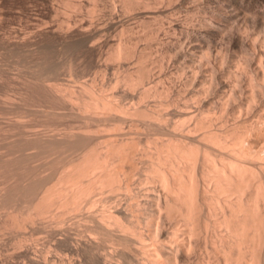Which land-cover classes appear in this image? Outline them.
<instances>
[{"label":"bare ground","instance_id":"1","mask_svg":"<svg viewBox=\"0 0 264 264\" xmlns=\"http://www.w3.org/2000/svg\"><path fill=\"white\" fill-rule=\"evenodd\" d=\"M30 1L108 15L7 37L79 58L74 80L0 61V264H264V25L212 0Z\"/></svg>","mask_w":264,"mask_h":264},{"label":"rangeland","instance_id":"2","mask_svg":"<svg viewBox=\"0 0 264 264\" xmlns=\"http://www.w3.org/2000/svg\"><path fill=\"white\" fill-rule=\"evenodd\" d=\"M11 1H12V0H0V2H1V3H0V8H1V9H4V10H2L3 12L0 11V15H3L2 18H0V19H1L0 21H2V22H0V23L2 24V25L0 24V31H1V30L3 31V33L0 32V39H1V37H3V38L0 40V45L3 44V46L1 45V47H5V46H6V48H3V49H5V50H3V49L1 50V47H0V52H1V53H0V54H1V55H0V61H1V63L3 64V65H1V67H3L4 70L8 68L9 70L7 69L6 71H10V70H11L10 72H12V70H13L15 73H16V71H18L19 69H20V71H22V72H24V73H25V71H26V73H32L31 70L34 69V68H36L35 64L37 65V63H38L37 68L40 66V67L38 68V69L40 70V69L43 68V67H41V66L44 65V64H45V61H46V64H45V65H47V63H48V64H51V65L53 64V67L56 66V70H57V72L59 73V76H60V77L62 76L63 78L69 80L70 77H71L72 75L66 73L67 71H66V69L64 68V67H66V65H65V64H66V61L68 60V59H66L65 57L68 58V56L70 55V53L72 54V52H73V55H72V56H74V53L76 52V50H71L70 53H67V54H66V51H67V50H66L65 48L62 49L63 46H60L61 43H60V41H59L58 39L51 40V42L48 43V48H49V47H51V48H52V47L55 48V47H56V44H57V47H61V48H59V49L56 47V48H55V51H54L53 48L51 49L52 51L49 50L50 48H49V49L47 48V50H48V51H51L50 53H53L52 55H54V56L51 57V56H52V55H51V56H49L51 59H48V60L46 59V60H45L44 57L41 58V57H42V54H41V55H40V54H37V55L40 56V60L43 59L42 61H40L39 58H38V56H37L36 54H34L33 57L37 56L36 58L39 60V61H38V60L36 61V59L34 58V59H35L34 61H35L36 63H34V61H32V58H33V57H31V56H32L31 53H30L31 56H30V55H27V56H30V57H29L28 59H26V58H27L26 56L23 57V55L21 56L20 54H16V53L13 55L12 52H9V51L7 50V48H9V47H8V46H9L8 43H11V42H9L10 40L14 39V41L12 40V42H16V41H15L16 39H15L14 37H15L17 34H18V36H19V39H18V36H16V38L18 39L17 41H20L22 38H26V37H27L26 33H24V32L21 33V31H23V30H24L25 32H27V34H28L29 32L31 33V34H29L28 36L31 37V38H29V39H31V41H32L33 39H35V40H33V43H34V42H35V43L39 42V40H40V38L42 37V35H40V38H39V34H38V33H40V31H42L43 29H45V28L47 27V25H46V21H45V20H49V19H50V18H45V20H44L45 23H43V19H44V18H43V17H40V16H41V15H40L41 12L39 11L40 8H41L40 5H37L36 3L31 2L30 0H13L12 2H11ZM54 1H55V2H58V4L60 3L59 0H58V1L54 0ZM76 1H77V0H76ZM78 1H79V2H80V1L86 2L87 0H78ZM89 1H91V0H89ZM98 1H99V0H98ZM101 1H102V0H101ZM108 1L110 2V4L112 3L111 0H108ZM213 1H214V2H213ZM218 1H220V2H218ZM222 1H223V3H221ZM236 1H237V2H236ZM241 1H243V0H239V1H238V0H235V1H234V0H233V2H232L231 0H230V1H229V0H216V2H215V0H212L213 3L211 2L212 4H211V3H210V4H211L212 6H217V4H218V6H220V5L222 4V6H225V7L227 6V7H226L227 9H229V7H230V9H229L230 12H232L233 14L235 13V15H236V16L234 15V18H235V21H236L237 23H239V21H240V23H242L241 20L245 17V15H247V12H248V11H249V12L251 11L250 13L248 12L249 14H251V13H252V10H257V12L255 11L256 13H258L257 15H256L255 13H252V15L255 14V15L257 16L256 18H255L254 16L252 17V15L250 16V15L248 14L249 16L247 15L248 17L246 16V18H244L242 21L244 22V20H245L244 23H246V22L249 23V26L251 27V29H252V28L254 29L255 24H257V25L255 26V29H254V30L252 29V30H253L255 33H256V32H258V33L261 32V33H262L264 23H261V22H264V21H260V20H262V19L264 18V16H263V14H264V9H262L263 7H261V5H260V8H258V7H259V4H254V5H253V4H250V5H253V6H250L249 3H247L246 1H244V2H246L247 4L244 3V2H241ZM99 2H100V1H99ZM231 2H232V3H231ZM4 3H5V4H4ZM9 3H10V4H9ZM30 3H31V4H30ZM215 3H216V4H215ZM224 3H225V4H224ZM241 3L243 4V6L241 5ZM2 4H3V5H2ZM24 4H25V5H24ZM101 4H102L103 7L101 6ZM101 4H100L99 7H100V8H103L104 10L102 9V11H101V13H100V9L98 8L99 11L97 10V12H99V15L104 14V15H102V17H104L105 14H107L106 10L108 9V7H107V9H106V8H104V7H105V6H104L105 4L103 5V2H101ZM232 4H233V5H232ZM30 5H33V6H30ZM34 5H35V6H34ZM60 5H61V4H60ZM228 5H229V6H228ZM231 5H232L233 7H232ZM245 5H246V6H245ZM247 5H248V7H247ZM255 5H256L257 7H255ZM212 6H209V7H212ZM234 6H235V7H234ZM236 6H237V7H236ZM26 7H28V8H26ZM30 7H31V9H30ZM34 7H36V8H34ZM231 7L234 8L235 10H231V9H232ZM245 7L248 9V11H247V9H246ZM249 7H250V8H249ZM252 7H253V8H252ZM8 8H9V9H8ZM10 8H11V10H10ZM61 8H62V7H61ZM238 8H239V10H238ZM251 8H252V9H251ZM257 8H258V9H257ZM1 9H0V10H1ZM17 9H18L19 11H18V12H15ZM65 9H67L68 11L65 10ZM65 9H64V8L61 9L62 12L59 13V15L62 14V13H64L63 15H64L65 17H63V16L61 15V16H59L60 18H58L59 20L57 19L56 16L53 17L54 20L56 19V21H57V20L60 21V22L63 24V27L66 28V29L62 28V30H61V28H60L61 32H62L63 30H64V31H65V30H68L67 27L64 26L65 24L67 25V23H64V22H65V21H68V20L71 19V18H69V17L67 18V16H70V17H71V15H73V16H72V19H73V17H74V18L76 17V18L78 19V18L80 17L79 15H82L83 18H85V19H82V20H81V18H82V16H81V17H80V20H81V21H84V22L91 21V19H92V21H93V20L95 21L94 18L96 17L97 22H98V23L101 22V23H100V25H101V24L103 23V21H105V20L107 19V15H108V14H107L106 17L103 18V19L106 18L105 20H102V19H101V18H102L101 16H100L101 18H98V15H97V12H96V11H95L96 14L93 13V14H95V17H94V18H91V16L93 17L94 15H88L87 13H84V12H85L84 9H81V10H77V9H76V10H75V8H71V7H68V8H67L66 6H65ZM71 9H72V12H70ZM73 9L75 10V13H74V10H73ZM105 9H106V10H105ZM249 9H251V10H249ZM259 9H260V10H259ZM6 10H7V12H6ZM61 10H60V11H61ZM69 10H70V11H69ZM82 10H83L84 12H83ZM229 10H228V11H229ZM236 10H237V11H236ZM240 10H241V11H240ZM20 11H21V12L24 11V12L21 13ZM27 11H28V12H27ZM29 11H30V12H29ZM34 11H35V13H36V12H39V13H36V14H35ZM63 11H64V12H63ZM76 11H79L80 13L77 14ZM259 11H260V12H259ZM31 12H32L33 14H32ZM244 12H245V14H244ZM253 12H254V11H253ZM261 12H262V14H261ZM18 13H19V14H18ZM25 13H26V15H25ZM71 13H74V14H71ZM82 13H83L84 15H83ZM16 14H17L19 17H18ZM31 14H32V15H31ZM75 14H76V16H75ZM85 14H87V15L85 16ZM198 14H199V15H196V14H195V16H197L196 18H198L199 16H200L201 18L199 17V19L197 20V19H194V18H195V17H194V18H193L194 21H195V20H196V21H200V19H201V20L203 19V17L201 16V14H200V13H198ZM238 14H239V16L243 14V16L239 17ZM57 15H58V14H57ZM258 15H259V16L261 15V17L258 18ZM4 16H6V17L3 18ZM10 16H11V18H10ZM21 16H22V17H21ZM27 16H28V18H27ZM30 16H31V18H30ZM35 16L38 17V18H35ZM78 16H79V17H78ZM84 16H85V17H84ZM87 16H90V17H87ZM7 17H9L8 20H10V21H7ZM15 17H16V18H15ZM20 17H21V19H24V21H23V20H22V22L19 21V20H21ZM33 17H34V18H33ZM39 17L42 18V20H40ZM62 17H63V18H62ZM25 18H26L27 20H26ZM53 18H52V19H53ZM61 18H62V19L65 18V20L62 22V21H61V20H62ZM87 18H88V19H87ZM97 18H98V19H101V20L99 21ZM239 18H240V19H239ZM249 18H254L255 20L252 19V20H253V21H252L251 19L249 20ZM2 19H3V20H2ZM14 19H15V22H14ZM30 19H31V20H30ZM37 19H38V20H37ZM67 19H68V20H67ZM183 19H184V18H183ZM238 19H239V21H238ZM246 19H247V20H246ZM257 19H258V20H257ZM259 19H260V20H259ZM12 20H13V21H12ZM54 20L51 21V19H50V20L48 21V23L50 22L49 24H52ZM78 20H79V19H78ZM87 20H88V21H87ZM26 21H27V22H26ZM56 21H55V22H56ZM249 21H250V22H249ZM251 21H252V22H251ZM255 21H257V22L255 23ZM19 22H21V23H19ZM25 22H26L27 24H26ZM30 22H31V24H32L33 22H34V23H35V22H36V23L38 22V23H37L38 25L44 24V25H46V27H45L44 25H43L44 27L41 26V27H43V29L41 30V29H40L41 27H39V28L35 27V26H37V24H34V23H33V24L31 25ZM41 22H42V23H41ZM51 22H52V23H51ZM55 22H54V23H55ZM60 22H56V24H57V23L59 24ZM95 22H96V21H95ZM253 22H254L255 24H254ZM39 23H40V24H39ZM48 23H47V24H48ZM54 23H53V24H54ZM240 23H239V24H240ZM247 23H246V24H247ZM251 23L254 24V25H252ZM9 24H10V25H9ZM11 24H12V25H11ZM25 24H26V25H25ZM28 24H29V25H28ZM56 24H54V25L56 26V27L54 26V28H56V31H57V28H58L57 25H58V24H57V25H56ZM71 24H72V23H70L69 26H70ZM250 24H251V25H250ZM6 25H7V26H6ZM8 25H9V26H8ZM14 25H15V26H14ZM18 25H19V26H18ZM261 25H262V26H261ZM17 26H18V27H17ZM21 26H23V27H21ZM27 26H28V28H27ZM33 26H34V27H33ZM58 26H59V25H58ZM71 26L73 27V24H72ZM71 26H70V27H71ZM259 26H260L261 28H260ZM9 27L11 28V31H10V28H9ZM13 27H14V28H13ZM15 27H16V29H15ZM19 27H21V28L19 29ZM24 27H25V29H24ZM7 28H8V29H7ZM68 28H69V27H68ZM257 28H258V29H257ZM12 29L16 30V31H17V34H16V31L14 32V31H12ZM22 29H23V30H22ZM27 29H28V30L30 29V30H32V31H29V32H28ZM33 29H34V32H33ZM36 29H38L39 31H37ZM69 29H70V28H69ZM256 29H257V30H256ZM260 29H261V31H260ZM5 30H7V32H6ZM35 30H36V31H35ZM58 30H59V29H58ZM9 31H10V32H9ZM37 32H38V33H37ZM4 33L8 34V36L4 35ZM12 33H13L14 36H13V35L11 36ZM258 33H256L257 36H258ZM261 33H260V35H262ZM9 34H10V35H9ZM20 34H21V35H20ZM23 34H24V35H23ZM36 34H37V35H36ZM2 35H3V36H2ZM25 35H26V36H25ZM32 35H34V36H32ZM35 35H36V36H35ZM9 36H11V37H9ZM255 36H256V35H255ZM7 37H9V38H11V39L9 40ZM4 38H5V39H4ZM27 38H28V37H27ZM36 38H37V39H36ZM3 39H4V41H3ZM6 39H7V40H6ZM8 40H9V41H8ZM2 41H3V42H2ZM5 41H6V42H5ZM7 41H8V42H7ZM54 41L57 42V43H55ZM52 42H53L55 45L49 46V44H50V45L53 44ZM58 42H59V43H58ZM4 43H5V44H4ZM6 43H7V44H6ZM35 43H34V44H35ZM58 44H59V45H58ZM64 49H65V51H63ZM56 50H58V51H57V53L59 52L58 54H56ZM59 50H61V51H59ZM7 52H8V53H7ZM4 53H5V54H4ZM9 53H10V54H9ZM64 53L66 54L65 56H64ZM32 54H33V53H32ZM61 54H63V55H61ZM68 54H69V55H68ZM17 55H18V56H17ZM19 56H20V57H19ZM62 56H64V57H62ZM15 57H16V58H15ZM22 57H23V58H22ZM55 57H56V58H55ZM57 57H58V58H57ZM18 58H19V59H18ZM54 58H55V59H54ZM75 58L77 59V58H79V57H78V56L71 57L72 60L75 59ZM16 59H17V60H16ZM21 59H22V60H21ZM29 59H30V60H29ZM52 59H53V60H52ZM64 59H65L66 61H65ZM80 59H81V58H80ZM80 59H79V60H80ZM24 60H25V61H24ZM44 60H45V61H44ZM49 60H50V61H49ZM57 60H58V61H57ZM62 60H63L64 62H63ZM79 60H75V61H77V63H78V62L81 61V60H80V61H79ZM17 61H18V62H17ZM19 61H21V62L19 63ZM23 61H24V62H23ZM27 61H29V62L33 65V67H34V66H35V67L32 68V67H31L32 65H29V62H27ZM43 61H44V62H43ZM51 61H52V62H51ZM60 61H62V62H60ZM16 62H17V63H16ZM22 62H23V64H22ZM26 62H27V64H26ZM50 62H51V63H50ZM55 62H56V63H55ZM57 62L60 63L59 65H61L62 67H63L62 64L65 63V64H64V67H63V68L65 69V71H64V69L62 70L61 66H59V65L57 66V64H58ZM1 63H0V64H1ZM33 63H34V64H33ZM42 63H43V64H42ZM174 63H175V64H174ZM174 63H172V66H171V67H172V68H171L172 72L175 70L174 68H178V64L181 65L180 62H178V63H177V62H174ZM15 64H16V65H15ZM20 64H21V65H20ZM41 64H42V65H41ZM23 65H24V66H23ZM27 65H28V66H27ZM51 65H50V66H51ZM12 66H13V67H12ZM17 66H18V67H17ZM25 66H27V67H25ZM48 66H49V65H48ZM173 66H176V67L173 68ZM181 66H183V65H181ZM5 67H6V68H5ZM28 67L31 68V69H28V70H27ZM58 67H59V68H58ZM23 68H24V69H23ZM44 68H45V67H44ZM179 68H180V67H179ZM25 69H26V70H25ZM38 69H37V71H38ZM54 69H55V68H54ZM58 69H59V70H58ZM29 70H30L31 72H30ZM171 70H170V71H171ZM27 71H28V72H27ZM59 71H60V72H59ZM62 71H63V72H62ZM34 72H36L35 69L33 70V73H34ZM172 72H171V73H172ZM12 73H13V72H12ZM65 73H66V75H65ZM61 74H62V75H61ZM173 74H174V75H173ZM68 75H69V76H68ZM172 75H173V76H176V71H174V73H172ZM84 76H85V75H83L81 79H83ZM86 76H87V75H86ZM86 76H85V78H86ZM62 77H61V78H62ZM72 77H73V76H72ZM72 77H71V78H72ZM100 77H102V75H100ZM74 78H75V77H73L72 80H74ZM85 78H84V79H85ZM75 79H76V78H75Z\"/></svg>","mask_w":264,"mask_h":264}]
</instances>
